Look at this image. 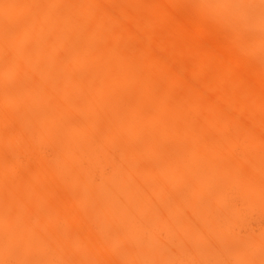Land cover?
I'll return each mask as SVG.
<instances>
[{
	"label": "bare ground",
	"instance_id": "6f19581e",
	"mask_svg": "<svg viewBox=\"0 0 264 264\" xmlns=\"http://www.w3.org/2000/svg\"><path fill=\"white\" fill-rule=\"evenodd\" d=\"M3 2L76 7L0 21V239L7 195L58 259H258L259 41L211 7L251 0Z\"/></svg>",
	"mask_w": 264,
	"mask_h": 264
},
{
	"label": "snow or ice",
	"instance_id": "6c2138e0",
	"mask_svg": "<svg viewBox=\"0 0 264 264\" xmlns=\"http://www.w3.org/2000/svg\"><path fill=\"white\" fill-rule=\"evenodd\" d=\"M74 7L76 6L45 3H0V21L3 24L6 44L12 37L26 34L29 26L35 27L52 19L50 10ZM211 7L218 10L217 16L213 19L226 23L239 40L254 43L258 39L261 66L264 68V0L224 3ZM55 19L59 21L60 17L57 16ZM262 199H264V192H262ZM20 208L22 211H18L16 204L6 195L2 221L3 236L0 239L3 255L0 258V264H111V262L98 260L56 258L55 252L62 245L52 237L27 226L24 223L28 212L27 206L21 204ZM63 251L67 252L68 249L63 248ZM115 264H264V244L261 245L258 259L254 252L246 249L239 258L232 261L124 259Z\"/></svg>",
	"mask_w": 264,
	"mask_h": 264
}]
</instances>
